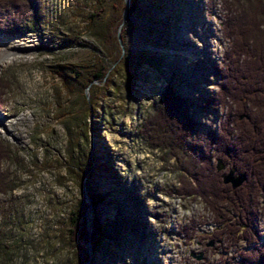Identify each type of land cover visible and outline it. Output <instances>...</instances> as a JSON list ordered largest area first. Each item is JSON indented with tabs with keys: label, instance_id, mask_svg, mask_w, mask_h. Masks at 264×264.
I'll return each instance as SVG.
<instances>
[{
	"label": "rangeland",
	"instance_id": "rangeland-1",
	"mask_svg": "<svg viewBox=\"0 0 264 264\" xmlns=\"http://www.w3.org/2000/svg\"><path fill=\"white\" fill-rule=\"evenodd\" d=\"M38 1V23L31 31L7 23L0 28V52L9 60L0 67V85L6 86L0 141L14 153L0 164V173L11 175L15 186L0 194L1 264H75L76 242L87 248L85 264H209L235 255L236 247L228 248L222 239L206 245L214 224L204 202L179 194L175 160L163 158L140 133L168 83L187 100L203 134L222 121V111L203 108L202 102L216 91L211 75L229 47L226 1ZM100 9L96 25L86 27L88 15ZM6 16L0 4L1 22ZM108 30L117 39H111L112 54L105 58L99 37ZM120 51L121 75L107 88L98 114L89 115L83 91L68 90L57 69L64 64L86 69L97 54L110 65ZM123 68L131 75L123 77ZM93 84L84 90L87 96L102 86ZM70 155L89 168L84 179L98 195L95 206L77 174L66 170ZM84 197L85 222L78 216L75 231L70 222ZM117 213L120 222L114 220ZM95 218L103 229L92 245ZM132 222H140L145 233ZM82 224L86 240L79 236ZM258 227L264 238V209Z\"/></svg>",
	"mask_w": 264,
	"mask_h": 264
},
{
	"label": "trees",
	"instance_id": "trees-1",
	"mask_svg": "<svg viewBox=\"0 0 264 264\" xmlns=\"http://www.w3.org/2000/svg\"><path fill=\"white\" fill-rule=\"evenodd\" d=\"M225 1L224 28L229 47L223 54V65H215L211 75L217 79L216 91L207 95L202 102L203 108L212 109L213 112L222 111V121L220 118L218 127L210 128L203 134L191 115L187 100L174 89L172 83H168L158 101L153 104L154 115L146 117L140 133L152 146L163 152V158L175 160L174 168L179 173V194L199 198L204 202L214 224V229L206 236L208 240L220 242L222 239L228 248L236 247L235 255L220 256L218 261L209 264H264V241L258 243V218L264 209V0ZM38 2L0 0V4L6 6L8 19L7 22L0 20V28L7 23L19 32L31 31L38 23ZM101 14V9L89 14L86 27L96 25ZM123 31L122 28L121 37ZM111 39L116 42L113 31L100 33L99 41L105 58L112 54L110 48L114 44ZM104 47L109 50L108 55ZM94 58L93 65H87L86 69L74 64L59 65L57 69L59 79L68 90L79 88L83 91L89 115L98 114L102 107L101 100L107 95V88H114L115 77L121 75L119 67L124 61V53L120 51L110 65L100 54ZM123 69V77L131 75L128 68ZM94 81L101 82L102 86L87 96L84 90L87 87L91 90ZM4 88L6 86L0 85V106ZM63 114L60 117L68 116ZM68 121V118L64 120L65 128L71 135L72 125H68ZM12 155L14 153L10 145L0 141V164ZM217 158H221L228 168L235 167L237 173L246 174V180L234 189L224 183L222 171L216 169ZM70 159L72 161L67 160L69 164H66V170L70 174H77L87 198L95 206L98 195L89 190L84 179L89 168L86 165L82 167L80 161L71 155ZM14 189L12 176L0 173V194H7ZM87 207L84 197L73 212L75 219L70 222L75 231L80 225V222H76L78 216L85 222ZM114 220L120 222L118 213ZM136 224L139 225L136 230L145 233L140 222L129 225ZM92 226L90 236L93 245L103 227L97 218ZM71 232H74L73 229ZM81 232L80 238L86 240L88 235L83 224ZM240 243L245 244V247L239 248ZM76 245L80 250L77 251L75 264H85L89 257L87 248H82L78 242Z\"/></svg>",
	"mask_w": 264,
	"mask_h": 264
},
{
	"label": "water",
	"instance_id": "water-1",
	"mask_svg": "<svg viewBox=\"0 0 264 264\" xmlns=\"http://www.w3.org/2000/svg\"><path fill=\"white\" fill-rule=\"evenodd\" d=\"M127 9H128V5H126L125 12H126ZM121 26H122V23L120 24L119 29L121 28ZM117 36H118L119 41L121 43L120 31H118ZM121 45H122V43H121ZM216 169L218 171H220L221 169H224V165L222 163V159L221 158L217 159ZM235 171H236L235 168L231 167L228 170V172L221 174V178H222L223 182L226 183V184H230L233 189L238 187V186H240L246 180V175L244 173L236 174ZM211 244H212V241L207 243V245H211ZM197 258L200 259L201 255H199Z\"/></svg>",
	"mask_w": 264,
	"mask_h": 264
},
{
	"label": "bare ground",
	"instance_id": "bare-ground-1",
	"mask_svg": "<svg viewBox=\"0 0 264 264\" xmlns=\"http://www.w3.org/2000/svg\"><path fill=\"white\" fill-rule=\"evenodd\" d=\"M179 44H181V43H179ZM184 45L187 46V44H184ZM7 62H9L7 53L6 52H4V53L0 52V67H2Z\"/></svg>",
	"mask_w": 264,
	"mask_h": 264
},
{
	"label": "flooded vegetation",
	"instance_id": "flooded-vegetation-1",
	"mask_svg": "<svg viewBox=\"0 0 264 264\" xmlns=\"http://www.w3.org/2000/svg\"><path fill=\"white\" fill-rule=\"evenodd\" d=\"M223 163V162H222ZM223 165H224V169H221L220 171H222V174H223V172H225V171H227L228 169H226L227 168V166L223 163ZM236 170V169H235ZM218 171V170H217ZM235 173L236 174H239V173H237L236 171H235Z\"/></svg>",
	"mask_w": 264,
	"mask_h": 264
}]
</instances>
